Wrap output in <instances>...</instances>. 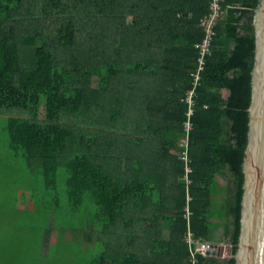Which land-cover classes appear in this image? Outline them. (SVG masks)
<instances>
[{
  "label": "trees",
  "instance_id": "trees-1",
  "mask_svg": "<svg viewBox=\"0 0 264 264\" xmlns=\"http://www.w3.org/2000/svg\"><path fill=\"white\" fill-rule=\"evenodd\" d=\"M260 6L221 3L195 101L188 193L184 100L209 0H0V121L23 172L1 186L0 264H138L121 241L91 246L121 236L134 207L152 211L140 219L147 228L174 224L162 250L190 231L215 241L223 228L219 240L237 255ZM219 179L223 219L210 214ZM78 215L81 230L62 229Z\"/></svg>",
  "mask_w": 264,
  "mask_h": 264
},
{
  "label": "water",
  "instance_id": "water-1",
  "mask_svg": "<svg viewBox=\"0 0 264 264\" xmlns=\"http://www.w3.org/2000/svg\"><path fill=\"white\" fill-rule=\"evenodd\" d=\"M257 51L253 72L249 146L244 163L246 176L242 234L237 264H264V0L255 17ZM206 256L222 257L224 246L202 244Z\"/></svg>",
  "mask_w": 264,
  "mask_h": 264
},
{
  "label": "crops",
  "instance_id": "crops-1",
  "mask_svg": "<svg viewBox=\"0 0 264 264\" xmlns=\"http://www.w3.org/2000/svg\"><path fill=\"white\" fill-rule=\"evenodd\" d=\"M229 95L230 93L228 92V90H226V92L224 93L225 99H227ZM161 181H165L164 183L166 184V182L170 181V179L168 176H166L164 177V179H161ZM224 184V181L222 179H219L217 185L212 190L214 196V203L211 207L210 214H213V218H216L214 214H221L223 218L225 217V210L223 206V199H225V194L223 190ZM134 212H136V214ZM151 213L152 211L150 209L141 207H134L132 208V210H128L124 218L123 233L121 234V236L117 237L116 235H110L109 238L107 235H103L101 237L97 235L98 242L92 241V250L94 249L95 245L99 242H101V245L103 247L104 243L102 242V240H106V245L109 247L111 246V242L116 243L117 241H121L122 247L126 252H130L132 254L135 253L137 255V259L139 260L138 264H187L189 257H187L188 254L185 246V240L180 241V239H178L179 243L174 244L172 247L167 246V248H164L163 250L158 244L159 240H164L163 238L166 237H168L167 240L170 241V235L172 229L174 228V224L172 222H164L160 226L155 225L153 228H147V224L140 220L141 218L145 219L147 217H150ZM134 221L137 222L135 226L133 225ZM126 223L130 225L129 230H127L125 227ZM221 225L222 224L217 223L214 224V227H221ZM176 233L177 230L175 229L174 235ZM223 234L224 229L222 228L221 231L216 235L217 240H213L211 242L224 246L223 256H206L204 254V256L207 258V261H210L212 263H218L224 260H229L233 257L231 253V245L227 241L219 240V238ZM201 243L208 244L210 243V241L206 239L201 241ZM156 246H158L159 250H161L162 253L158 254V251H154L156 249ZM108 259L112 260V255H108Z\"/></svg>",
  "mask_w": 264,
  "mask_h": 264
},
{
  "label": "built area",
  "instance_id": "built-area-1",
  "mask_svg": "<svg viewBox=\"0 0 264 264\" xmlns=\"http://www.w3.org/2000/svg\"><path fill=\"white\" fill-rule=\"evenodd\" d=\"M223 0H209L208 13L201 20L200 28L203 31V40L196 46L198 51L197 58V67L192 73L191 77L193 78L192 88L188 90L185 95L184 102L187 105L186 113V122L183 128V137L180 141L181 153L179 159L185 163L186 174L184 176V182L187 186V191L189 193L190 187L192 185L191 174L193 173L192 169V158H191V134L194 129V123L192 119L195 117V101L197 98L198 87L202 80V73L205 69V60L211 53L212 41L215 36V27L221 17V3ZM189 206L187 208V217L191 216L190 202L192 197L188 194ZM185 241L190 247V255L188 259V264H200V256L204 255L205 248L201 245L202 243L197 241L192 232H188Z\"/></svg>",
  "mask_w": 264,
  "mask_h": 264
},
{
  "label": "rangeland",
  "instance_id": "rangeland-1",
  "mask_svg": "<svg viewBox=\"0 0 264 264\" xmlns=\"http://www.w3.org/2000/svg\"><path fill=\"white\" fill-rule=\"evenodd\" d=\"M8 138L4 122L0 121V196H4L5 194L1 186H7L9 182H12L13 176L22 172L20 169H17L18 164L13 162V159L8 155ZM22 188H25L23 183ZM26 191L30 192L28 189H26ZM20 195L24 196L25 194L22 192ZM19 208H23V205H19ZM214 216L223 218L221 214H214ZM60 223H62V229L66 230L68 233H71L72 230H81L83 225L81 215L76 216L75 219L62 220Z\"/></svg>",
  "mask_w": 264,
  "mask_h": 264
}]
</instances>
